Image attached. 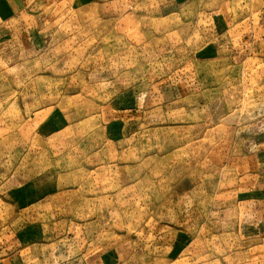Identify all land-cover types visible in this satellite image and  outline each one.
I'll return each mask as SVG.
<instances>
[{"label": "rangeland", "instance_id": "374dc122", "mask_svg": "<svg viewBox=\"0 0 264 264\" xmlns=\"http://www.w3.org/2000/svg\"><path fill=\"white\" fill-rule=\"evenodd\" d=\"M0 18V264H264L231 205L260 198L233 171L264 143V0H0Z\"/></svg>", "mask_w": 264, "mask_h": 264}, {"label": "crops", "instance_id": "0c3cea01", "mask_svg": "<svg viewBox=\"0 0 264 264\" xmlns=\"http://www.w3.org/2000/svg\"><path fill=\"white\" fill-rule=\"evenodd\" d=\"M257 134L258 133L256 132L254 134H250L246 136L247 137L246 141L248 144L243 146V148H244V151L245 152L247 151L248 153H244V151H240L236 155L235 158H236L237 166H236V169H234L235 171L233 172L237 174L236 175L237 185H240L241 183H243L245 188L248 189L246 190L247 192H250L251 194H253V196H257L260 198H254L252 196H247V197L245 196V199H242V200L239 198L238 200H235V202L234 200H232L231 205H236L234 212H236L237 215H238L237 207H240L242 203L249 206V209L251 208L250 211L247 213L249 218H247L246 220V223H247V221L250 219V222H248L247 224H250V223L251 224L250 226H247V224H244L243 228H245L247 231L246 233L247 237L250 238L253 236L254 241L253 240L252 241L259 242V247L261 246L260 249L264 251V199L262 197L264 195V143H261L262 141L261 133L258 134V136L255 139V136ZM229 167L230 165L227 168ZM241 172L243 174L239 176ZM243 177L247 181L242 180ZM256 186L257 188H255ZM241 192H242V189H238L237 195L240 196ZM36 198L37 196L35 197V199ZM228 205H229V202L227 203V206ZM257 213L259 214V217L257 216ZM239 215H240V212H239ZM255 215L257 217L256 221H254ZM239 219H240V216H239ZM43 249L44 250L46 249V252H47V249L49 248H46L45 246L43 247ZM28 251L30 252V254L31 253L33 254V251L31 250V248H29ZM55 253L58 255L57 260L59 261L62 255L56 251V248H55ZM51 255L53 256V253H51ZM32 258H35L34 260H37L36 257L32 256ZM19 259L21 260L20 256H19ZM29 263L31 264L32 262L29 261ZM35 263L38 264L39 262H35ZM58 264H79V263L75 262L74 260L62 259L60 260Z\"/></svg>", "mask_w": 264, "mask_h": 264}]
</instances>
